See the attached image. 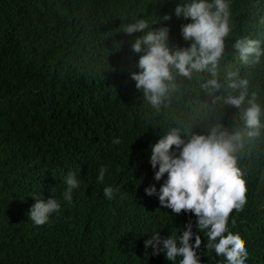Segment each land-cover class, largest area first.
Masks as SVG:
<instances>
[{"label":"trees","instance_id":"1","mask_svg":"<svg viewBox=\"0 0 264 264\" xmlns=\"http://www.w3.org/2000/svg\"><path fill=\"white\" fill-rule=\"evenodd\" d=\"M183 3L0 0V264H173L163 253L152 255L144 241L157 232L179 235L195 217L172 213L145 194L167 177L154 179L150 145L170 128L187 139L215 124L229 130L241 124L236 107L213 103L229 90L200 88L207 72L191 80L178 76L177 89L159 110L132 79L144 54L132 44L143 33L128 34L124 26L144 19L146 30L168 28L170 48L189 47L181 27L192 19L175 14ZM230 13L218 79L223 83L226 72H238L264 106V57L245 65L232 47L244 36L264 40V0H230ZM236 156L246 203L230 212L227 229L246 247V264H264V130L245 138ZM101 165L107 170L98 183ZM69 172L79 180L71 204L61 197ZM105 186L114 189L111 200ZM33 195L61 200L45 225L28 218ZM199 235L202 264H223L204 247V232Z\"/></svg>","mask_w":264,"mask_h":264},{"label":"clouds","instance_id":"2","mask_svg":"<svg viewBox=\"0 0 264 264\" xmlns=\"http://www.w3.org/2000/svg\"><path fill=\"white\" fill-rule=\"evenodd\" d=\"M175 14L192 19L181 27L183 38L192 40L189 47L170 48L168 28L146 30L148 23L144 19H135L124 26L128 34L143 33L132 44L134 51L144 52L138 60L140 71L131 74L137 89L142 90L148 104L159 110L177 89L178 76L191 80L194 73L207 72L209 76L200 83V88L209 93L221 87L229 90L224 95L214 96L213 103L219 100L223 105L236 107L241 124L232 130L215 124L206 133H192L187 139L180 129L170 128L150 145L149 162L154 169V179L160 181L165 173L167 177L159 189L154 184L146 187L145 194L157 196L160 206L172 213L179 214L182 210L190 213L195 222L185 221L179 235L173 232L161 237L160 232L154 233L144 244L153 249L152 255L163 253L173 264L178 257V264H202L198 252L202 242L199 232H204L207 237L204 247L214 250L217 257L222 256L223 264H246L248 251L239 236L228 231L227 225L230 212L242 211L246 203V182L236 153L243 147L245 138L259 137L264 130V106L257 101L255 91L249 92L248 79L238 72H226L223 83L218 79L225 38L231 34L230 0H184L176 6ZM164 19L169 17L164 16ZM232 47L245 65L259 64L264 57L262 39L244 36ZM114 142H118V138ZM106 170L104 165L99 167L98 183L103 181ZM63 182L66 187L62 200L71 204L79 180L69 172ZM113 191L111 186L103 188L109 200L113 198ZM32 197L35 202L27 215L34 225H45L61 210V200L52 195L47 199Z\"/></svg>","mask_w":264,"mask_h":264}]
</instances>
